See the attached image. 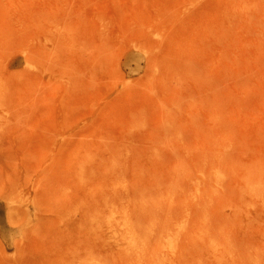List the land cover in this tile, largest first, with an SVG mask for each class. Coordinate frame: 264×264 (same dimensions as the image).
<instances>
[{
  "label": "rangeland",
  "instance_id": "1",
  "mask_svg": "<svg viewBox=\"0 0 264 264\" xmlns=\"http://www.w3.org/2000/svg\"><path fill=\"white\" fill-rule=\"evenodd\" d=\"M0 264H264V0H0Z\"/></svg>",
  "mask_w": 264,
  "mask_h": 264
}]
</instances>
